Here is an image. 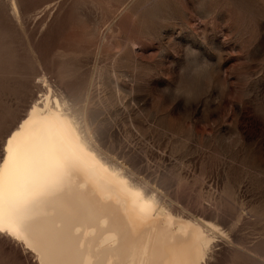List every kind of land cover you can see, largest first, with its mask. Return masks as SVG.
Wrapping results in <instances>:
<instances>
[{
	"label": "rangeland",
	"instance_id": "obj_1",
	"mask_svg": "<svg viewBox=\"0 0 264 264\" xmlns=\"http://www.w3.org/2000/svg\"><path fill=\"white\" fill-rule=\"evenodd\" d=\"M186 49L223 85L191 120L153 97ZM38 74L161 202L232 224L207 264H264V0H0V155ZM26 250L0 235V264H36Z\"/></svg>",
	"mask_w": 264,
	"mask_h": 264
},
{
	"label": "bare ground",
	"instance_id": "obj_2",
	"mask_svg": "<svg viewBox=\"0 0 264 264\" xmlns=\"http://www.w3.org/2000/svg\"><path fill=\"white\" fill-rule=\"evenodd\" d=\"M35 79L2 138L0 235L36 264H207L235 243L232 224L161 202L95 143L48 78Z\"/></svg>",
	"mask_w": 264,
	"mask_h": 264
},
{
	"label": "clouds",
	"instance_id": "obj_3",
	"mask_svg": "<svg viewBox=\"0 0 264 264\" xmlns=\"http://www.w3.org/2000/svg\"><path fill=\"white\" fill-rule=\"evenodd\" d=\"M185 52L186 63L179 70L175 88L160 89L153 97L157 98L159 104L168 106V111L183 98L185 110L180 115L191 120L195 111L192 106H198L202 99L206 103L205 98L211 90L215 87L220 92L223 85L218 84L216 80L217 73L220 71L219 62L214 64L206 59L197 60L195 59L197 53L193 49H186ZM168 78L171 79V77ZM166 97L167 103H165Z\"/></svg>",
	"mask_w": 264,
	"mask_h": 264
}]
</instances>
